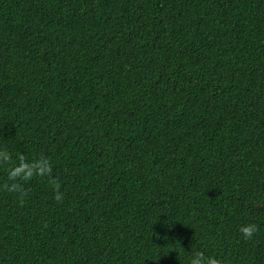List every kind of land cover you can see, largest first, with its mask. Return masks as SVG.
<instances>
[{
  "label": "trees",
  "instance_id": "1",
  "mask_svg": "<svg viewBox=\"0 0 264 264\" xmlns=\"http://www.w3.org/2000/svg\"><path fill=\"white\" fill-rule=\"evenodd\" d=\"M0 264H264V0H0Z\"/></svg>",
  "mask_w": 264,
  "mask_h": 264
}]
</instances>
